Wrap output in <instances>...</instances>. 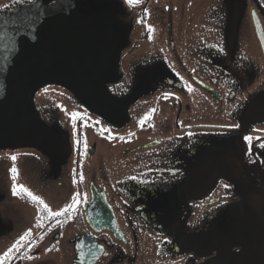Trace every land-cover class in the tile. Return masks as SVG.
<instances>
[{
    "label": "flooded vegetation",
    "instance_id": "obj_1",
    "mask_svg": "<svg viewBox=\"0 0 264 264\" xmlns=\"http://www.w3.org/2000/svg\"><path fill=\"white\" fill-rule=\"evenodd\" d=\"M44 28L103 97L48 82L34 116L65 148L0 149V256L31 230L5 264H211L258 230L263 257L232 261L264 264V0H0V63ZM22 176L52 211L79 202L49 218Z\"/></svg>",
    "mask_w": 264,
    "mask_h": 264
},
{
    "label": "water",
    "instance_id": "obj_2",
    "mask_svg": "<svg viewBox=\"0 0 264 264\" xmlns=\"http://www.w3.org/2000/svg\"><path fill=\"white\" fill-rule=\"evenodd\" d=\"M48 35L44 28L20 36L17 39L20 51L0 63V149L32 146L55 153L65 148L64 140L34 116L36 92L48 82L63 83L90 101L101 99L102 94L97 95L92 86L95 80H101L88 72L90 63L81 58L79 51L70 48L67 40L54 43ZM262 240L260 230L255 236H244L243 250L227 252L211 264H240L232 258L260 259Z\"/></svg>",
    "mask_w": 264,
    "mask_h": 264
},
{
    "label": "rangeland",
    "instance_id": "obj_3",
    "mask_svg": "<svg viewBox=\"0 0 264 264\" xmlns=\"http://www.w3.org/2000/svg\"><path fill=\"white\" fill-rule=\"evenodd\" d=\"M183 30H184V34L185 35H184L182 41H183L184 45L186 46V49L195 50L197 48V46L199 45V32L201 30V25H200L199 20L195 17V15H193V12H192L191 8H188L186 16L184 18ZM51 87L52 86H51L50 83H48V84L46 83V84L42 85L38 89V93L37 94H46L47 92L50 93L52 91V90H49ZM52 106H53V108L57 109L58 112L63 114V115H59L60 116L59 118L65 120V123L67 124L69 122V119H68L69 116L67 117L66 114L70 115V112L68 111L67 107L64 106L62 103H59L57 101H56V104H53ZM35 115H36V113H35ZM88 143H90V141H87L86 145ZM111 145H112L111 142H104L102 140H99L98 154L96 155V157H94L92 159V162H96L98 160V158H99V154L101 152H103L104 150H107ZM26 149L28 151V150H32L33 148L32 147H26ZM28 164L31 166V171L35 175L36 164L33 163L32 161H29ZM21 184L24 187L28 188V190H30L32 192H35V193L38 192L36 187H32L31 185H29L26 182L24 176H22ZM61 192H63V191H61ZM10 193L13 195V191H12L11 187H10Z\"/></svg>",
    "mask_w": 264,
    "mask_h": 264
},
{
    "label": "snow or ice",
    "instance_id": "obj_4",
    "mask_svg": "<svg viewBox=\"0 0 264 264\" xmlns=\"http://www.w3.org/2000/svg\"><path fill=\"white\" fill-rule=\"evenodd\" d=\"M31 2V0H29ZM134 0H128V3H133ZM4 7H8V5H4ZM98 123V122H97ZM250 139V138H248ZM85 148H87V145L85 144ZM13 160H15V157H12ZM12 172L15 174L16 169L13 168ZM15 178V177H14ZM135 179V177H133ZM227 187V185L225 186ZM13 194L17 195L19 193H24L28 197H30L34 202L40 204L42 206L41 211L47 212L49 215V218H57L62 215H65L69 210H73L75 208V205L79 202L75 197L73 198L72 202L68 204L63 210L60 211H52V209L49 207L47 203L43 199H41L38 196H35L31 191L28 190V188L24 187L23 185H18L16 187H13L12 189ZM78 195V194H77ZM43 227V225H40ZM31 236V230L26 231L21 237L20 240L16 242V245L13 246V248H9L7 252L3 253L2 256H0V264H5V262L8 260L11 252L16 249L18 250L17 246L21 244L22 241H24L27 237Z\"/></svg>",
    "mask_w": 264,
    "mask_h": 264
}]
</instances>
